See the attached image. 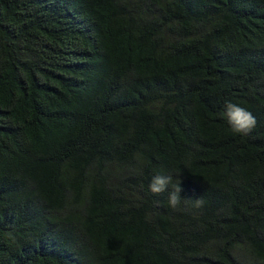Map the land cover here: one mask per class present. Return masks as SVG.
Here are the masks:
<instances>
[{
    "label": "trees",
    "instance_id": "trees-1",
    "mask_svg": "<svg viewBox=\"0 0 264 264\" xmlns=\"http://www.w3.org/2000/svg\"><path fill=\"white\" fill-rule=\"evenodd\" d=\"M0 264H264V0H0Z\"/></svg>",
    "mask_w": 264,
    "mask_h": 264
},
{
    "label": "clouds",
    "instance_id": "clouds-1",
    "mask_svg": "<svg viewBox=\"0 0 264 264\" xmlns=\"http://www.w3.org/2000/svg\"><path fill=\"white\" fill-rule=\"evenodd\" d=\"M224 115L227 117L228 124L231 126V130L234 134H249L256 125V119L253 114L247 109L227 102L225 104ZM171 177L165 176H154L151 183L149 184V190L154 194H160L165 192L168 189ZM181 189L179 185L176 189L169 194V205L171 207H176L180 203V193ZM197 200V205L201 203L200 199Z\"/></svg>",
    "mask_w": 264,
    "mask_h": 264
}]
</instances>
